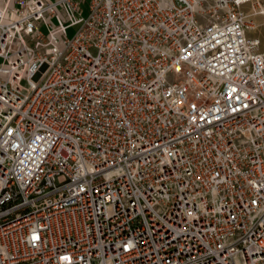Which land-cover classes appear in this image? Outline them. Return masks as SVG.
<instances>
[{"label":"built area","instance_id":"2783aa9c","mask_svg":"<svg viewBox=\"0 0 264 264\" xmlns=\"http://www.w3.org/2000/svg\"><path fill=\"white\" fill-rule=\"evenodd\" d=\"M263 25L264 0H0V264H264Z\"/></svg>","mask_w":264,"mask_h":264},{"label":"rangeland","instance_id":"374dc122","mask_svg":"<svg viewBox=\"0 0 264 264\" xmlns=\"http://www.w3.org/2000/svg\"><path fill=\"white\" fill-rule=\"evenodd\" d=\"M45 30V29H44ZM75 28L72 27L68 30V34L69 36H72L74 34ZM251 36H260L262 39V45H261V50L264 51V25L260 26L259 29H257L256 31H252L250 33Z\"/></svg>","mask_w":264,"mask_h":264},{"label":"crops","instance_id":"0c3cea01","mask_svg":"<svg viewBox=\"0 0 264 264\" xmlns=\"http://www.w3.org/2000/svg\"><path fill=\"white\" fill-rule=\"evenodd\" d=\"M259 21H263V19L260 17L259 19H258Z\"/></svg>","mask_w":264,"mask_h":264}]
</instances>
